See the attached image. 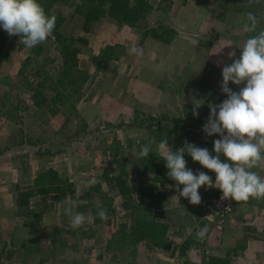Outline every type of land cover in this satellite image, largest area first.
<instances>
[{
	"label": "rangeland",
	"instance_id": "374dc122",
	"mask_svg": "<svg viewBox=\"0 0 264 264\" xmlns=\"http://www.w3.org/2000/svg\"><path fill=\"white\" fill-rule=\"evenodd\" d=\"M159 1L150 0L154 6ZM76 2L61 0L53 4V9L64 16L61 32L87 40L79 53V61L89 78L81 88L82 100L71 109L68 119L70 110L65 105L59 113L52 114L48 110L51 106L37 104L32 92L23 85L24 77L35 83L46 73L56 75L61 57L54 39L51 37L46 43L29 49L19 43V36L9 37L1 27L8 46L0 65V120L7 121L0 123L2 260L6 264H208L209 256L220 255L228 257L231 264H264V201L255 206L234 204L232 200V209L227 214L208 219L202 203L216 196L213 193L216 187L202 186L199 189L202 202L194 206L179 195L176 182L170 180L166 186L168 201L160 213L155 210V216L168 225L163 247L140 242L122 252L106 249L112 225L92 222L71 230L67 215V210L73 214H91L95 191H91L86 201L77 196L84 193L87 181L95 178L98 180L95 185H102L114 197V211L107 219H125L120 198L109 183L110 174L118 172L120 166L113 157L128 170L127 182L134 193V187L142 179L134 166L140 160L139 149L146 144L148 117L183 118L184 105H203V80L221 92L223 66L240 57L239 48L252 35L243 31L247 12L239 10L244 9L246 0H164L163 9L153 10L146 24L172 28L175 33L170 41L142 37L138 29L107 16L85 32L82 18L75 12ZM255 13L258 28L264 30V4ZM106 45L119 46L122 50L119 58L105 65L94 62L93 57ZM137 46L143 49L142 56L130 53ZM40 47V53L35 55ZM233 51L236 55L230 58L229 53ZM243 86L229 83L236 92ZM43 93L53 94L49 89ZM161 124L168 123L163 120ZM170 126L174 128L171 139L176 137L179 143L204 133L197 126ZM24 141L40 145L34 146L33 153H23L21 149L26 146L20 144ZM158 144L151 148L161 153ZM34 153H43L40 155L44 161L35 160ZM196 164L199 162L190 159L187 167L194 174L204 172L194 167ZM48 167L72 181L74 197L31 196L25 207L19 206V191L31 185L34 171ZM256 171L264 177V167ZM27 223L33 226L34 233L29 232ZM205 225L206 237L198 239L196 233ZM29 237L38 240L31 246L35 253L25 255L23 244Z\"/></svg>",
	"mask_w": 264,
	"mask_h": 264
},
{
	"label": "trees",
	"instance_id": "16d2710c",
	"mask_svg": "<svg viewBox=\"0 0 264 264\" xmlns=\"http://www.w3.org/2000/svg\"><path fill=\"white\" fill-rule=\"evenodd\" d=\"M61 0H39L48 15L56 16V27L52 38L55 42V47L61 57V64L58 67L56 75H43L40 79L33 83L29 81L27 77H24L23 85L25 89L32 92V98L37 104L45 103L43 105L51 106L52 114H57L64 107L70 110L67 113L66 119L70 118L71 109L77 102L82 100V85L89 78L88 72L80 65L79 53L82 47L87 44V40L83 37H75L71 35H64L61 32V27L64 23V16L53 9V4ZM164 0H160L156 6H154L150 0H77L75 3V12L82 18L83 30L85 32L90 31L91 26L102 17H109L119 24H124L134 29H138L142 37L151 36L155 39H161L170 41L171 35L175 31L170 27L157 24L151 27L147 26L148 16L153 10L163 9L161 3ZM170 2V1H169ZM235 2H233L234 4ZM264 4V0H261L259 4H249V0H246L244 9L239 8L240 11L253 12ZM236 6L238 4L236 3ZM237 10V7H235ZM261 27L257 29L259 31ZM50 39V38H49ZM7 37L5 32L0 27V65L4 60L5 50L7 49ZM116 49V51H115ZM119 46L106 45L100 52L93 57L94 62H100L101 65H105L110 60H117L122 53V50H118ZM41 51V47L37 48L35 55H38ZM29 60V59H28ZM26 76V75H25ZM6 80V79H5ZM202 87L204 89V104L196 109L199 113L198 117L193 115L194 106L184 105V117L183 118H169V117H155L149 116V123H146V144L154 137L156 143L163 139H168L169 145L175 151L184 143H179L177 138L171 139V135L174 128L171 124L186 126V127H201L207 122V118L210 113L208 104L221 103L226 99V95L220 92L209 81L203 80ZM49 89L53 94L45 95L43 91ZM53 106L55 107L53 109ZM65 119V120H66ZM165 120L168 124H161ZM189 143L195 144L201 148H207L213 155V141L219 139L218 135L208 137L205 133H197L191 137ZM152 144L151 146H154ZM141 149V148H140ZM139 149V151H140ZM138 151V152H139ZM187 161L192 158L184 157ZM188 158V159H187ZM222 160H226L225 157H221ZM113 161L119 163V171L111 173L109 176L110 187L114 190L117 197L120 198L122 208L125 210L123 216L125 219L122 221H114V219L101 220L96 217L93 223L100 222L105 225L113 226V231L109 233L106 240V249H113L117 252L131 249L140 242H145L147 245L155 247H163L165 245V238L168 230V225L164 221L158 219L155 216V210L160 213L163 207L168 201V191L166 190L167 184L170 179L166 173L168 169L165 166V161L162 159V154L158 151H151L149 157L140 158L138 164L134 166L137 174L142 178L134 187V193L130 189L127 177L128 170L121 165L119 159L115 156ZM193 161V160H192ZM191 162V161H190ZM194 164V163H193ZM194 167L203 169L208 174L213 183H215V173L203 168L200 164L194 165ZM259 174V173H258ZM73 183L67 177H64L58 173V171L52 167L39 170L35 173L32 179L31 185L24 191H19L17 197V204L21 207H25L28 204L31 196H61V197H74ZM94 190L96 199L94 204L90 207L91 215L96 216L97 208L95 202L99 199L102 202L103 207L107 209V216L113 212V200L114 197L109 191L103 189L102 185L87 186L84 193H79L77 196L79 200H88L90 198L91 191ZM220 191L219 188H215L213 191L214 196ZM234 201V200H233ZM261 201L251 199L247 204L258 206ZM234 204H237L234 201ZM83 205V204H82ZM84 206V205H83ZM29 226V224L27 223ZM29 232L34 233L33 226H29ZM37 237H29L25 247V255L35 253L34 247ZM186 242V241H185ZM187 243V242H186ZM186 245V244H185ZM184 246L181 247V253H183ZM208 264H231L228 257L221 256H209ZM0 264H6L0 255Z\"/></svg>",
	"mask_w": 264,
	"mask_h": 264
},
{
	"label": "clouds",
	"instance_id": "9594fccd",
	"mask_svg": "<svg viewBox=\"0 0 264 264\" xmlns=\"http://www.w3.org/2000/svg\"><path fill=\"white\" fill-rule=\"evenodd\" d=\"M259 4L261 0H249V4ZM56 16L48 15L39 0H0V27L9 37L17 35L19 43L26 48H34L46 43L53 36L56 27ZM259 20L253 12L247 13V22L243 31L249 35L245 40L240 57L233 59L231 64L222 68L221 92L226 95L221 103H209L210 109L207 122L202 131L206 136L218 135L213 141V155L207 148L184 142V146L173 150L168 139H163L157 145L168 169L167 177L175 181V188L179 195L188 199L189 203L198 206L202 202L199 189L219 188L221 199H231L237 203L247 204L251 199L264 201V177L257 169L264 167V30L258 29ZM130 53L143 55V49L133 47ZM236 53L230 52L234 58ZM240 87L233 91L229 83ZM202 103H195L193 115L198 117V109ZM156 144L153 137L149 144H145L138 152V158L149 157L151 145ZM185 154L194 162L215 173V183L203 171L194 174L187 167ZM226 160H222L221 157ZM98 180L92 178L87 181L89 186ZM181 185L183 188L181 189ZM96 216L85 215L81 212L72 213L68 227L76 230L92 223L98 217L107 219V209L97 199ZM208 232L205 225L196 233L198 239L203 240Z\"/></svg>",
	"mask_w": 264,
	"mask_h": 264
},
{
	"label": "built area",
	"instance_id": "2783aa9c",
	"mask_svg": "<svg viewBox=\"0 0 264 264\" xmlns=\"http://www.w3.org/2000/svg\"><path fill=\"white\" fill-rule=\"evenodd\" d=\"M221 196L222 192H219L208 203H202V208L205 212L206 218L212 219L215 215L222 217L232 209L233 201L231 199L222 200Z\"/></svg>",
	"mask_w": 264,
	"mask_h": 264
},
{
	"label": "crops",
	"instance_id": "0c3cea01",
	"mask_svg": "<svg viewBox=\"0 0 264 264\" xmlns=\"http://www.w3.org/2000/svg\"><path fill=\"white\" fill-rule=\"evenodd\" d=\"M3 92V95H5V93H4V91H2ZM4 97V96H3ZM6 119L5 118H3V119H1L0 120V123H2V124H6ZM10 122V121H9ZM23 145H25L26 147L25 148H22L21 149V151L23 152V153H28V152H30V153H33V151L34 150H36V148H38V146L40 145L38 142H34V144H28L27 143V141H24L22 144H20V146H23ZM31 146L32 147H34V146H36V148L35 149H33V148H31ZM9 151H10V153H13L12 152V149L10 150L9 149ZM40 154H42L43 155V153H40ZM39 153H34V154H32V155H34V158H35V160H37V161H40V162H42V161H44V156H41ZM199 170H200V168H199ZM6 170H5V168L3 169V172H5ZM34 171V170H33ZM35 173H36V171H34V175H35ZM0 174H2V168H0ZM32 183V182H31ZM31 183H29V184H31ZM173 254L175 255V250L173 251V252H171V255L173 256ZM213 255H216V254H213ZM218 256H220V255H218ZM164 261V260H163Z\"/></svg>",
	"mask_w": 264,
	"mask_h": 264
}]
</instances>
